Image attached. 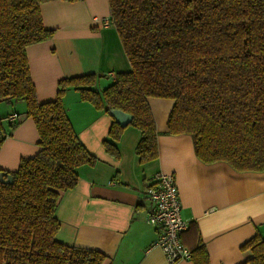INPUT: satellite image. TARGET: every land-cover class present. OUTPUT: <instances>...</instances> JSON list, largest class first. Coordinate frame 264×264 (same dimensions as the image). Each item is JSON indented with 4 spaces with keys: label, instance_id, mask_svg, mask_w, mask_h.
Listing matches in <instances>:
<instances>
[{
    "label": "trees",
    "instance_id": "1",
    "mask_svg": "<svg viewBox=\"0 0 264 264\" xmlns=\"http://www.w3.org/2000/svg\"><path fill=\"white\" fill-rule=\"evenodd\" d=\"M48 1L53 0H0V101L24 103L39 148L21 158L15 171L0 170L13 177L10 184L0 182V264L105 259L100 251L54 239L60 193L77 185L78 167L97 162L66 116L62 97L68 89L110 117L102 146L114 159L119 158L115 142L127 126L139 132V163L158 158L148 103L156 98L173 102L167 134L189 135L200 162L264 171V0H106L108 21L130 70L116 73L101 90L95 87L100 77L92 74L60 79L55 99L40 103L25 48L54 35L40 15V4ZM113 109L132 120L120 126L109 113ZM8 116H0V146L19 123L8 122ZM242 248L252 256L241 264H264V238L256 235ZM190 260L208 264L202 244L190 250Z\"/></svg>",
    "mask_w": 264,
    "mask_h": 264
},
{
    "label": "crops",
    "instance_id": "2",
    "mask_svg": "<svg viewBox=\"0 0 264 264\" xmlns=\"http://www.w3.org/2000/svg\"><path fill=\"white\" fill-rule=\"evenodd\" d=\"M108 13L106 0L40 4L44 28L55 32L51 39L25 48L38 102L55 99L60 79L92 74L100 77L95 87L101 90L116 73L130 70L114 27L102 23ZM148 103L156 124L158 158L140 164L135 154L137 130L125 127L115 142L119 158H112L102 146L111 123L108 114L82 101L76 90L64 92L66 116L97 162L78 167L77 185L60 193V226L54 239L102 252V264H169L157 246L160 230L146 223L152 205L145 190L162 172L172 174L180 214L189 225L180 236L183 245L190 251L202 244L208 264L248 260L252 253L242 246L256 235L264 238V171L236 172L224 162H200L189 135L167 134L173 102L149 98ZM1 107V117L19 114L18 125L0 146V170L12 172L21 158L38 151V135L24 103L8 99L0 101Z\"/></svg>",
    "mask_w": 264,
    "mask_h": 264
},
{
    "label": "built area",
    "instance_id": "3",
    "mask_svg": "<svg viewBox=\"0 0 264 264\" xmlns=\"http://www.w3.org/2000/svg\"><path fill=\"white\" fill-rule=\"evenodd\" d=\"M102 23L110 24L107 18L102 19ZM18 118L16 114H11L7 120L14 123L19 120ZM145 196L152 205L147 213L146 223L160 230L157 246L161 248L168 263L190 260V251L180 239L189 225L181 217L178 189L172 174L156 173L152 185L145 190Z\"/></svg>",
    "mask_w": 264,
    "mask_h": 264
},
{
    "label": "water",
    "instance_id": "4",
    "mask_svg": "<svg viewBox=\"0 0 264 264\" xmlns=\"http://www.w3.org/2000/svg\"><path fill=\"white\" fill-rule=\"evenodd\" d=\"M114 120L122 127L129 124L132 120V115L124 113L121 110L113 109L109 112ZM13 181V177L10 174L0 173V182L3 184H10Z\"/></svg>",
    "mask_w": 264,
    "mask_h": 264
},
{
    "label": "rangeland",
    "instance_id": "5",
    "mask_svg": "<svg viewBox=\"0 0 264 264\" xmlns=\"http://www.w3.org/2000/svg\"><path fill=\"white\" fill-rule=\"evenodd\" d=\"M0 109H1V110H4V108H2V107H1ZM5 109H6V108H5Z\"/></svg>",
    "mask_w": 264,
    "mask_h": 264
}]
</instances>
